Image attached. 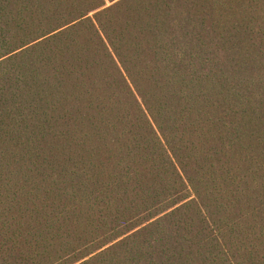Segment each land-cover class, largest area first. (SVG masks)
<instances>
[{
    "label": "trees",
    "instance_id": "obj_1",
    "mask_svg": "<svg viewBox=\"0 0 264 264\" xmlns=\"http://www.w3.org/2000/svg\"><path fill=\"white\" fill-rule=\"evenodd\" d=\"M0 264H264V0H0Z\"/></svg>",
    "mask_w": 264,
    "mask_h": 264
}]
</instances>
